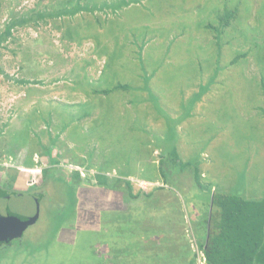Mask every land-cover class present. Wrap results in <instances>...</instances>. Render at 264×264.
<instances>
[{"label": "rangeland", "instance_id": "374dc122", "mask_svg": "<svg viewBox=\"0 0 264 264\" xmlns=\"http://www.w3.org/2000/svg\"><path fill=\"white\" fill-rule=\"evenodd\" d=\"M99 112L110 155L102 169L112 157L116 165L153 161L160 181L131 182L147 192L169 187L160 200L173 199L165 206L176 222L183 207L192 215L176 193L185 174L200 193L194 228L206 243L214 196L240 184V170L248 173L242 196L264 198V0H0V189L12 195L0 223L9 227L16 214L26 228L18 244L0 250V264H83L80 244L56 236L72 181L47 177L86 176L88 165L69 162L97 160L94 141L83 139L69 157L67 148L72 131ZM173 144L184 145L190 166H179ZM39 249L44 259L29 261Z\"/></svg>", "mask_w": 264, "mask_h": 264}, {"label": "crops", "instance_id": "0c3cea01", "mask_svg": "<svg viewBox=\"0 0 264 264\" xmlns=\"http://www.w3.org/2000/svg\"><path fill=\"white\" fill-rule=\"evenodd\" d=\"M187 5L190 6V14L186 11L184 13L189 14V19H196L197 17L194 16L193 12L197 8L191 3ZM69 90L71 93L74 91L72 88H69ZM104 116L102 113L101 117L100 112L95 116L93 115L92 118L89 116L83 126L81 124L80 131H72L74 132L72 134L77 136L76 139H69L71 133L66 137L74 145L72 148H67L68 152L66 154H68V157L73 151L78 150V144H82L83 139L89 138L88 143L94 141L95 144L93 143L92 150L97 160H93V156L88 154L92 159L91 161L87 159V162L82 163L79 160L69 162L70 165H88L90 169L86 170V176L84 173L70 172L68 177L63 173L49 174L50 179L47 177L48 180L54 182L59 179V175H62L65 180H71L70 183L73 184L70 186L73 191L72 199H69L70 207L62 221L63 225L56 232L57 240L68 246L80 244L82 254L81 252L79 254L83 264L85 258L87 264L92 262H94L93 264H196L195 256L203 254L196 245L201 243L202 229L197 227L195 230L194 228L196 223L200 222L199 217L201 215L199 213H203L200 198L198 199L200 196L199 191L194 187L189 188L187 186H191V184H189L185 174L182 175L181 186L177 181L180 192L177 191L176 193L187 200L192 215L186 217L184 214L186 212L185 207H183L179 214L173 215L178 219L176 222L171 217L172 213L169 212V208L165 206V203H170L173 199L169 201L166 199L167 201H163L164 203L160 200V196L163 195L160 190L170 189L169 187L166 188L163 185L147 192L141 189L138 190L136 184L131 182L132 180H140V182H150L152 184L154 181H160V177H155L156 172L153 171V161L145 160L144 162L141 158H136L134 165H131L130 158L128 161L116 165L112 157V167L102 169V165L103 168L107 165L108 162L106 161L110 156L106 158L104 156L107 155V147L109 148V145L105 142L109 137H107L108 134L105 133L104 129L106 127ZM98 121L102 122L103 126H96L95 129L93 123ZM119 124L121 126L122 123ZM94 133L97 134L96 137L93 135ZM25 137H27L26 134L17 138ZM169 142L170 140H167L166 143ZM164 143L165 138H163ZM23 145L29 149L27 142ZM182 146L173 144L172 148L175 147L178 154L175 153L174 156L181 160V155L184 154ZM148 167L149 172L147 173ZM163 181L162 183L165 184ZM18 193H16L17 196ZM155 195L157 198H155ZM191 197H197L195 204L190 201ZM63 208L64 205L60 203L57 211L60 212ZM194 212L197 214H194ZM185 220L190 232L187 231ZM1 227L6 233V230H4L6 223H2ZM25 229H22L21 235L17 237L18 240L22 237ZM192 230H195L198 243L194 240ZM191 232L192 234H190ZM189 234L196 242L195 246L191 243V240H188ZM46 253L47 250L45 249L34 250L33 257H30L29 261L39 262L44 259ZM205 264L207 263L205 262Z\"/></svg>", "mask_w": 264, "mask_h": 264}, {"label": "trees", "instance_id": "16d2710c", "mask_svg": "<svg viewBox=\"0 0 264 264\" xmlns=\"http://www.w3.org/2000/svg\"><path fill=\"white\" fill-rule=\"evenodd\" d=\"M9 31L8 28L6 34ZM178 161L182 169L191 165ZM239 173L240 184L230 187L228 193L215 194L207 242L196 244L207 264H264V198L245 199L239 186L244 189L248 173L244 170ZM223 174L226 177L228 172ZM197 177L196 172L194 178ZM8 196L12 195L0 189V208Z\"/></svg>", "mask_w": 264, "mask_h": 264}, {"label": "water", "instance_id": "95a60500", "mask_svg": "<svg viewBox=\"0 0 264 264\" xmlns=\"http://www.w3.org/2000/svg\"><path fill=\"white\" fill-rule=\"evenodd\" d=\"M23 226V221H22V218L16 214H14V217L12 218V222H11V225H9V227H5L4 230H6V233L3 231V227H1V230H0V239L2 240H6L9 241V239L13 238V237H19L22 233V228ZM3 232L5 233L3 235ZM16 233V234H15ZM9 237H7L6 235H9ZM14 235V236H13Z\"/></svg>", "mask_w": 264, "mask_h": 264}, {"label": "flooded vegetation", "instance_id": "af4514ba", "mask_svg": "<svg viewBox=\"0 0 264 264\" xmlns=\"http://www.w3.org/2000/svg\"><path fill=\"white\" fill-rule=\"evenodd\" d=\"M34 184H32V186H33ZM31 189V188H30ZM1 225H2V223H0V230H1ZM16 234V233H15ZM8 236H10V234L8 235ZM14 236V235H13ZM19 239V238H18ZM16 240L15 238L14 239H12V240H9V241H7V239L6 240H2V239H0V250H3V249H7V248H9L8 246H12L13 244H18V242H19V240ZM13 243V244H12ZM12 244V245H11Z\"/></svg>", "mask_w": 264, "mask_h": 264}, {"label": "built area", "instance_id": "2783aa9c", "mask_svg": "<svg viewBox=\"0 0 264 264\" xmlns=\"http://www.w3.org/2000/svg\"><path fill=\"white\" fill-rule=\"evenodd\" d=\"M200 258H202V260L205 261L203 254H201Z\"/></svg>", "mask_w": 264, "mask_h": 264}]
</instances>
